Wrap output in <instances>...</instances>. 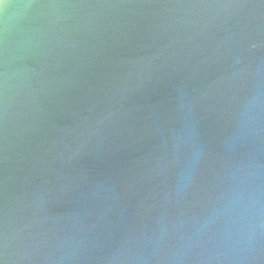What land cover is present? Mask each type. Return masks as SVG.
I'll list each match as a JSON object with an SVG mask.
<instances>
[{"label":"water","instance_id":"95a60500","mask_svg":"<svg viewBox=\"0 0 264 264\" xmlns=\"http://www.w3.org/2000/svg\"><path fill=\"white\" fill-rule=\"evenodd\" d=\"M0 264H264V0H2Z\"/></svg>","mask_w":264,"mask_h":264},{"label":"snow or ice","instance_id":"6c2138e0","mask_svg":"<svg viewBox=\"0 0 264 264\" xmlns=\"http://www.w3.org/2000/svg\"><path fill=\"white\" fill-rule=\"evenodd\" d=\"M0 3H2V0H0Z\"/></svg>","mask_w":264,"mask_h":264}]
</instances>
